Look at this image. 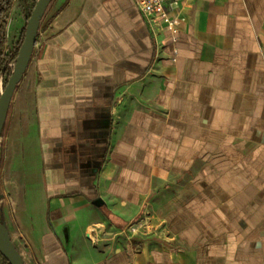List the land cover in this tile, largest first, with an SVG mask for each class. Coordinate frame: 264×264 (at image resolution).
<instances>
[{
  "label": "crops",
  "instance_id": "0c3cea01",
  "mask_svg": "<svg viewBox=\"0 0 264 264\" xmlns=\"http://www.w3.org/2000/svg\"><path fill=\"white\" fill-rule=\"evenodd\" d=\"M183 17L172 45L132 0L50 1L0 135L26 264H264V0Z\"/></svg>",
  "mask_w": 264,
  "mask_h": 264
},
{
  "label": "water",
  "instance_id": "95a60500",
  "mask_svg": "<svg viewBox=\"0 0 264 264\" xmlns=\"http://www.w3.org/2000/svg\"><path fill=\"white\" fill-rule=\"evenodd\" d=\"M51 0H37L31 14L26 22L24 37L18 49L12 73L7 79L5 88L0 93V135L7 117V112L13 98L15 89L20 83L35 46L36 36L40 22ZM0 254L7 260L8 264H25L22 256L11 241L7 227L0 221Z\"/></svg>",
  "mask_w": 264,
  "mask_h": 264
},
{
  "label": "built area",
  "instance_id": "2783aa9c",
  "mask_svg": "<svg viewBox=\"0 0 264 264\" xmlns=\"http://www.w3.org/2000/svg\"><path fill=\"white\" fill-rule=\"evenodd\" d=\"M153 33L157 32L159 26L165 27L170 33V44H175L180 25L184 22L183 12L191 0H132ZM41 33H37L34 49L39 43ZM8 48H5V52ZM34 52V50H33ZM33 54V53H32ZM176 50H174L173 61H175ZM13 63L9 64L12 68ZM0 92L1 80H0ZM134 231L133 229L131 230ZM26 264V263H25Z\"/></svg>",
  "mask_w": 264,
  "mask_h": 264
},
{
  "label": "trees",
  "instance_id": "16d2710c",
  "mask_svg": "<svg viewBox=\"0 0 264 264\" xmlns=\"http://www.w3.org/2000/svg\"><path fill=\"white\" fill-rule=\"evenodd\" d=\"M17 2L18 0H0V80L3 89L5 88V85L7 83V77L10 76V74L12 73V68L9 67V64L15 62L18 49L24 37L25 28L19 39L16 41V43L12 44L10 49H8V51L5 52V48L7 49V38H6L7 21L10 17L14 5ZM21 82L22 79L20 83ZM20 83L17 85L16 89L20 86ZM0 264H8L7 260L1 254H0Z\"/></svg>",
  "mask_w": 264,
  "mask_h": 264
},
{
  "label": "rangeland",
  "instance_id": "374dc122",
  "mask_svg": "<svg viewBox=\"0 0 264 264\" xmlns=\"http://www.w3.org/2000/svg\"><path fill=\"white\" fill-rule=\"evenodd\" d=\"M36 1L37 0H21V1L18 0V2L15 4L12 13L13 20L12 21L10 20V29L8 32L10 45L15 44L16 41L21 36L25 28L26 22L28 20V16H30L31 14L30 12L34 7ZM8 78L9 76L7 77V79ZM1 91H3L2 84H1ZM12 125H9L7 127V157L10 153H13V151L17 148L15 146L19 144L20 136L22 132L19 126L16 127L15 125L14 126ZM0 194H1V190H0Z\"/></svg>",
  "mask_w": 264,
  "mask_h": 264
}]
</instances>
